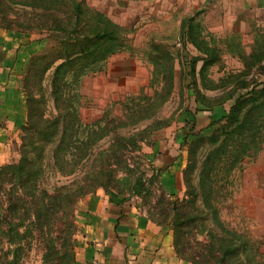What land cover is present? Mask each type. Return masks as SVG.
Wrapping results in <instances>:
<instances>
[{"label":"trees","instance_id":"16d2710c","mask_svg":"<svg viewBox=\"0 0 264 264\" xmlns=\"http://www.w3.org/2000/svg\"><path fill=\"white\" fill-rule=\"evenodd\" d=\"M0 29L46 33L51 41L26 61L21 76L26 120L20 129L18 157L0 164V264H21L36 232L45 248L42 264H74L77 201L98 187L121 190L117 179L121 170L134 176L128 191L139 196L149 192L156 180L155 172L145 177L129 161V152L143 138L141 130L117 131L136 126L146 116L140 115L141 107L130 108L128 117L102 114L86 121L81 115L84 78L104 70L108 58L127 47L123 26L86 0H0ZM192 41L201 50L197 40ZM189 123L183 137L184 197L171 201L167 211L148 210L149 216L170 225L174 249L187 261L264 264L259 240L228 226L216 204L219 180L262 148L264 80L238 94L207 127L194 131V122ZM215 124L218 127L203 135ZM110 132L109 145L97 149ZM49 175L67 180L51 182Z\"/></svg>","mask_w":264,"mask_h":264},{"label":"rangeland","instance_id":"374dc122","mask_svg":"<svg viewBox=\"0 0 264 264\" xmlns=\"http://www.w3.org/2000/svg\"><path fill=\"white\" fill-rule=\"evenodd\" d=\"M193 16L197 18L187 19L190 23L184 35L171 28L169 37L164 40L154 39L155 35L130 40L129 34L134 27L123 26L127 47L111 55L106 68L88 74L82 84L80 109L86 121L102 114L108 118L128 117L130 108L141 107L140 115L146 116L136 126L129 124L117 131L125 134L141 130L143 138L139 147L129 152L128 156L136 167V173L143 172L145 177L152 173L149 147L162 129L170 125L184 127L182 125L189 119L188 113L192 109H206L220 104L229 108L238 94L250 89L254 82L264 80V25L252 26L248 32H216L210 30L212 26L209 23L202 27L198 22L206 19L199 9ZM182 25L184 28L185 23ZM35 33L32 41L37 45L29 47L27 59L51 44L46 33ZM192 38L197 40L201 50ZM5 41H0V58L2 46L8 45ZM27 42L23 41L24 44ZM46 81L44 79V83ZM215 127L218 124L204 130L203 135L210 134ZM112 134L110 132L100 140L96 148L108 146ZM19 143L20 140L18 146ZM203 151H200L198 164ZM185 165L186 159L183 169ZM194 171L192 175H195ZM220 175L223 177L224 173ZM117 179L120 183L131 184L134 176L121 170ZM66 180V177L49 175L51 182ZM219 184L222 187L216 204L221 218L228 226L257 238L264 251V142L254 156L244 158L242 167L230 172L226 179L221 178ZM185 190L183 181L179 190L168 195L156 174L151 190L140 196V204L154 213L167 211L171 201L184 197ZM44 250V243L36 232L21 264H42Z\"/></svg>","mask_w":264,"mask_h":264},{"label":"crops","instance_id":"0c3cea01","mask_svg":"<svg viewBox=\"0 0 264 264\" xmlns=\"http://www.w3.org/2000/svg\"><path fill=\"white\" fill-rule=\"evenodd\" d=\"M86 2L122 26L133 25L134 31L128 33L130 40L153 35L154 39L164 40L169 37L171 28L184 35L190 23L187 19H196L193 13H198V9L207 19L198 22L202 27L209 23L211 31L248 32L252 26L264 25V0ZM182 23H185L184 28ZM35 32L0 30V41L6 40L8 44L2 46L0 58V164L16 159L18 155L20 129L26 120L21 76L30 53L29 47L37 45L32 41ZM227 109L225 104L192 109L187 121L194 122V131L199 130ZM189 122H184V127L180 128L165 127L149 147L151 172L158 174L159 184L168 195L183 185L182 169L187 152L183 137ZM189 138L188 134L186 140ZM120 185L121 190L98 187L77 201L73 214L76 225L73 234L74 264H195L176 253L170 225L149 216L140 204V196L128 191L130 183L121 182Z\"/></svg>","mask_w":264,"mask_h":264}]
</instances>
